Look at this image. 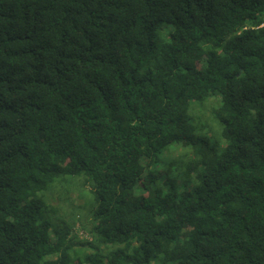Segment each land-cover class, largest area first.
Wrapping results in <instances>:
<instances>
[{
    "label": "trees",
    "instance_id": "1",
    "mask_svg": "<svg viewBox=\"0 0 264 264\" xmlns=\"http://www.w3.org/2000/svg\"><path fill=\"white\" fill-rule=\"evenodd\" d=\"M60 175L80 245L34 198ZM0 264H264V0H0Z\"/></svg>",
    "mask_w": 264,
    "mask_h": 264
},
{
    "label": "rangeland",
    "instance_id": "2",
    "mask_svg": "<svg viewBox=\"0 0 264 264\" xmlns=\"http://www.w3.org/2000/svg\"><path fill=\"white\" fill-rule=\"evenodd\" d=\"M218 106L217 95H209L203 101L191 100L188 121L192 125L194 134L206 138L218 151H222L226 140L221 134L222 127L217 118ZM177 147L187 149L181 144H171L168 149ZM176 155H178L177 151L171 153L172 157ZM171 156L161 155L159 158L162 167L154 170L163 174L164 163L169 165ZM171 168L174 170V166ZM93 189L94 184L84 175H60L53 182L48 183L43 190L38 191L34 198L39 200L42 217L50 223L51 228L76 236L74 243L80 245L83 238L75 235V230L79 226L86 229L93 216L97 205Z\"/></svg>",
    "mask_w": 264,
    "mask_h": 264
}]
</instances>
